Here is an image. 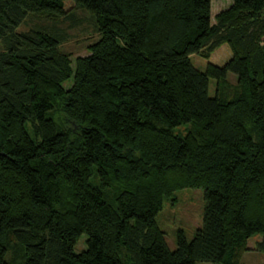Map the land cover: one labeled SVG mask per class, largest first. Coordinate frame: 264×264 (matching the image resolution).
Wrapping results in <instances>:
<instances>
[{
    "label": "trees",
    "instance_id": "obj_1",
    "mask_svg": "<svg viewBox=\"0 0 264 264\" xmlns=\"http://www.w3.org/2000/svg\"><path fill=\"white\" fill-rule=\"evenodd\" d=\"M212 5L0 0V264H241L255 234L264 252V0ZM184 188L203 225L171 250L157 215Z\"/></svg>",
    "mask_w": 264,
    "mask_h": 264
},
{
    "label": "rangeland",
    "instance_id": "obj_2",
    "mask_svg": "<svg viewBox=\"0 0 264 264\" xmlns=\"http://www.w3.org/2000/svg\"><path fill=\"white\" fill-rule=\"evenodd\" d=\"M233 0H213L212 14L213 17L221 10L227 8ZM67 6H72V0H67ZM88 14L81 13L84 20L83 25L70 29V39L67 43L63 44L62 49L74 53V57L77 54L87 55L89 54V45L92 44L98 36L94 31L93 24L89 19ZM214 21V20H213ZM23 24L19 27V30H23ZM90 42H86L89 41ZM232 56V51L229 44L225 43L221 47L217 48L209 58L200 56L198 54H192V63L202 71H205L209 62H213L218 65H223ZM229 79L236 83L237 75L230 73ZM73 77L64 82L65 87H69L73 84ZM216 80H210V94L215 95L216 92ZM186 126L180 125L175 128V133L185 135ZM205 207V192L203 188H184L175 192L174 197L165 200L163 210L157 215V222L160 227L166 232V240L171 250H175L177 247V233L180 229L185 230L189 239L193 238L196 230L203 225V214ZM87 235L84 234L79 240L76 251H82L87 247L86 245ZM263 239L262 234H255L251 236L248 241L250 250L244 252L241 259V264H264V252L255 249L258 241ZM197 264H225L222 262H206L201 261Z\"/></svg>",
    "mask_w": 264,
    "mask_h": 264
}]
</instances>
